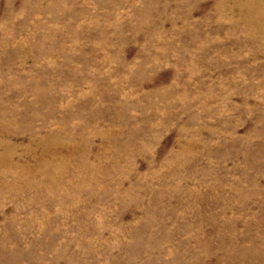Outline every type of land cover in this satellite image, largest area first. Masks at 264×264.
Masks as SVG:
<instances>
[{"label":"rangeland","instance_id":"obj_1","mask_svg":"<svg viewBox=\"0 0 264 264\" xmlns=\"http://www.w3.org/2000/svg\"><path fill=\"white\" fill-rule=\"evenodd\" d=\"M254 1L0 0V264H264Z\"/></svg>","mask_w":264,"mask_h":264},{"label":"bare ground","instance_id":"obj_2","mask_svg":"<svg viewBox=\"0 0 264 264\" xmlns=\"http://www.w3.org/2000/svg\"><path fill=\"white\" fill-rule=\"evenodd\" d=\"M246 1H254V0H246ZM259 1H261V3L263 2V0H259ZM258 1V2H259ZM255 2V1H254ZM252 8L254 9V12H256L257 11V7H255L253 4H252ZM251 15V14H250Z\"/></svg>","mask_w":264,"mask_h":264}]
</instances>
